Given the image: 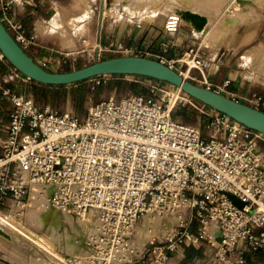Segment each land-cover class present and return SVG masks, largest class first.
I'll return each mask as SVG.
<instances>
[{
  "label": "built area",
  "instance_id": "2783aa9c",
  "mask_svg": "<svg viewBox=\"0 0 264 264\" xmlns=\"http://www.w3.org/2000/svg\"><path fill=\"white\" fill-rule=\"evenodd\" d=\"M35 1L0 0L1 21L26 50L36 44L37 35L29 33L15 9ZM182 21L177 10L170 12L166 32H177ZM96 49L98 59L102 52L150 55L113 43L103 47L99 42ZM189 59L193 65L183 58L157 60L216 90L204 74L202 55L191 49ZM180 61L188 65L187 75L177 67ZM9 66L16 77L32 80ZM192 68L199 77L190 74ZM102 77L143 83L148 93L101 100L81 118L42 107L3 87L0 79L2 96L11 105L0 155V213L22 219L31 200L42 198L72 218H93L88 253L79 264H170L186 247L212 248L216 264H248L250 254L264 251V133L168 82L129 74L92 80ZM225 86L216 91L223 94ZM170 90L180 103L181 94L190 97L206 118L205 131L173 117L174 105L158 98ZM231 98L264 111L262 95ZM231 196L244 204H235ZM168 215L179 217L178 223L163 242L146 245L138 255V223Z\"/></svg>",
  "mask_w": 264,
  "mask_h": 264
},
{
  "label": "rangeland",
  "instance_id": "374dc122",
  "mask_svg": "<svg viewBox=\"0 0 264 264\" xmlns=\"http://www.w3.org/2000/svg\"><path fill=\"white\" fill-rule=\"evenodd\" d=\"M169 2V0H36L33 6L29 4L22 5L21 3L20 5L26 8L30 7L37 11L38 14L43 13L45 15V20L36 19L38 21H32L33 23H37L41 32L40 34L36 33L37 38L34 45L37 46L41 43L45 50L43 56H45L47 60L46 64L50 68L57 72H64L82 68L97 61L111 58L112 56L121 55V53L102 52L100 59H98L96 32L90 23L92 19H96L99 11H102V16L103 14L104 16L110 15L117 19L123 17V12H126V15L127 13H131L138 17L141 11L148 10L147 18L152 19L159 14H167L173 11L174 5H171ZM200 10L199 6L191 8V11L201 14ZM55 14L57 15L53 18ZM235 14L234 12L228 17L227 21L233 22ZM58 18L68 30L60 31L63 27L58 28ZM33 23H31L32 26H34ZM53 26L54 28L57 27V30ZM39 35L44 38L39 40ZM34 45H30L28 49L31 50ZM4 59L11 64L6 58ZM186 61L189 63L190 59L187 57ZM186 66L188 65L186 64ZM252 66L254 71L263 73L259 63L258 65L252 64ZM177 67L180 68L178 65ZM195 69L192 68V70ZM17 79L20 78L17 77ZM30 81L32 82V80ZM34 83V92H29V97L38 105L42 107L49 106L62 112L76 114L81 118L87 115L92 105L101 100L110 97L120 99L126 95L139 92L148 93V88L145 84L131 79L116 77H102L96 80L89 79L80 84H71L63 87L50 86L38 82ZM39 84L44 86H39ZM181 97L184 99L180 103L176 92L173 93L170 90L166 93L160 92L158 94V98L163 100L164 103L174 105L176 111L183 110L187 113L185 118L177 117L178 120L199 126L205 131L206 118L191 104L190 97L184 94H181ZM262 148L264 149V145ZM31 203L22 219L13 217L8 212L0 213V216H3L11 223L10 226H6L8 230L6 235L0 233V264H79L80 258L86 254L87 238L91 232L92 225L95 224V220L89 217V219H86L87 222L82 224L78 222V218H73L72 221H75L81 227L78 229L79 232H75L74 237L71 239V247L68 249L66 241H64L66 240L64 228L61 229L62 235L60 237H56V235L50 233L51 221L57 218L66 220L65 213L57 211L52 207H49L47 211H41V207L47 204L45 199L31 200ZM37 212H41L45 216V223L41 226L35 222ZM81 219L83 220L84 218ZM145 221L146 218H143L138 223L136 230L134 244H136L135 247L139 250L138 255L143 253L146 245L150 248L153 242H163L169 233H165L159 229L158 233L140 249L137 245L139 240L138 229L140 227L143 228ZM196 225L195 223L193 228H196ZM259 252L264 254L263 250ZM249 256H252L254 260L249 261L248 264H264L255 254H250Z\"/></svg>",
  "mask_w": 264,
  "mask_h": 264
},
{
  "label": "crops",
  "instance_id": "0c3cea01",
  "mask_svg": "<svg viewBox=\"0 0 264 264\" xmlns=\"http://www.w3.org/2000/svg\"><path fill=\"white\" fill-rule=\"evenodd\" d=\"M169 1L171 5H174V10H191L192 7L199 6L201 9L199 12L208 19L205 28L198 30L191 23L183 20L177 32H166L165 21L172 11L159 14L152 19L147 18L148 10L141 11L138 17L135 14L127 13L126 15V12H123V17L117 19L110 15L104 16L103 14L102 16V11H99L96 19H92L90 23L96 32V42H100L103 47H109L113 43L121 45L124 49H144L149 51V57L166 60L182 58L186 60L187 57L189 58L191 49H195L202 55L204 74L214 89L220 90L226 85L223 94L229 97L233 94L264 96V0ZM234 12L236 13L233 17L235 20L228 22V17ZM15 14L25 24L29 33H41L37 23L32 21L45 20L43 13L38 14L30 7L26 8L18 4ZM57 22L58 28L63 27L61 30L64 31L66 27L59 21V18ZM54 29L57 30V27ZM43 38L41 35L38 36L39 40ZM27 52L38 61H47L43 56L45 50L41 43L32 46L31 50L27 49ZM258 63L263 73L254 71L252 64L258 65ZM177 65L181 70L187 71L186 63L180 61ZM190 74L199 77L200 71L190 70ZM0 79L3 87L11 88L15 92L28 96L29 92H34L35 83L17 79L9 63L1 57ZM39 86L44 85L39 84ZM10 108L9 101L2 96V91H0V155L2 144L7 137ZM252 260H254L253 257ZM170 264L216 263L213 260L212 248L186 247L172 256Z\"/></svg>",
  "mask_w": 264,
  "mask_h": 264
},
{
  "label": "water",
  "instance_id": "95a60500",
  "mask_svg": "<svg viewBox=\"0 0 264 264\" xmlns=\"http://www.w3.org/2000/svg\"><path fill=\"white\" fill-rule=\"evenodd\" d=\"M183 20L196 29L203 30L208 23L206 16L189 9H177ZM0 51L4 57L22 74L30 79L50 86H67L87 81L102 75H139L168 82L180 87L196 100L225 113L246 126L264 133V111L216 90L208 89L184 77L169 65L153 58L134 55H120L75 70L57 72L36 60L11 35L0 19ZM234 203H244L231 196ZM0 233L4 232L0 228Z\"/></svg>",
  "mask_w": 264,
  "mask_h": 264
},
{
  "label": "bare ground",
  "instance_id": "6f19581e",
  "mask_svg": "<svg viewBox=\"0 0 264 264\" xmlns=\"http://www.w3.org/2000/svg\"><path fill=\"white\" fill-rule=\"evenodd\" d=\"M53 28H54V26H53ZM64 29L68 30L66 28H64ZM60 31H62V30H60ZM69 36H70V34H69ZM190 63L192 64L193 62L190 61ZM188 72H189V70L187 72H185V75H187ZM46 203L47 204L45 206L43 205L44 207H41V209H40L41 211H47L49 209V207L54 208L53 206H51L48 203L47 200H46ZM43 204H45V203H43ZM54 209H56V208H54ZM57 211H59V210H57ZM64 213H65L64 215L66 217V220H61V219L57 218V219H54L53 221H51V223H50V228H51L50 233L53 234V235H56V237H60L62 235L61 234V229L64 228V237L66 239L64 241H66L65 242L66 243V247L68 249H70L71 243H72L71 239L74 237L75 232H77L78 229H80L79 227H81V225L79 226L78 223H76L75 221L73 222L72 221L73 218L70 215H68L67 212H64ZM86 219H88L87 216H85V218L83 220L82 219L81 220L78 219V222H81L82 224H84V222H87ZM35 220L34 221L37 222V225L41 226V225H43L45 223V216L41 212H37V214L35 216ZM178 221H179V217H177L175 215H168V216H165V217H157V218H155L153 216H147L146 217V221H145V223L143 225V228L140 227L138 229V237H139V240H138V243H137L138 248L141 249L142 246H144V244L148 240H150L154 235H156L158 233L159 229H160V231L163 230V232H165V233L170 232L171 229L174 228V226L178 223ZM10 225H11V223H10L9 220L4 218L3 216H0V228L4 232L3 235H6V232H8V230L6 229V226H10ZM3 227H5V228H3ZM137 228H138V226H137ZM137 228H136V230H137ZM134 245L136 246V244H134ZM87 253H88V247H87V250H86V254Z\"/></svg>",
  "mask_w": 264,
  "mask_h": 264
},
{
  "label": "trees",
  "instance_id": "16d2710c",
  "mask_svg": "<svg viewBox=\"0 0 264 264\" xmlns=\"http://www.w3.org/2000/svg\"><path fill=\"white\" fill-rule=\"evenodd\" d=\"M85 82V81H84ZM80 83H82V82H80ZM80 83H78V84H80ZM58 87H63V86H58ZM140 93V92H139ZM186 112L185 111H176L175 109H174V111H173V113H172V115H173V117L174 118H176L177 119V117H182V118H185L186 117ZM255 256L258 258V259H260V260H262V261H264V254H262V253H260V252H257V253H255ZM251 256H249V261L251 262Z\"/></svg>",
  "mask_w": 264,
  "mask_h": 264
}]
</instances>
